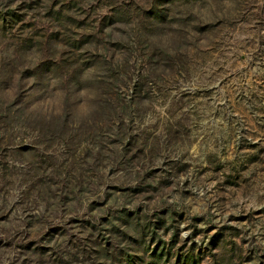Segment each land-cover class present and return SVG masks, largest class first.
Listing matches in <instances>:
<instances>
[{"label": "rangeland", "instance_id": "1", "mask_svg": "<svg viewBox=\"0 0 264 264\" xmlns=\"http://www.w3.org/2000/svg\"><path fill=\"white\" fill-rule=\"evenodd\" d=\"M0 264H264V0H0Z\"/></svg>", "mask_w": 264, "mask_h": 264}]
</instances>
